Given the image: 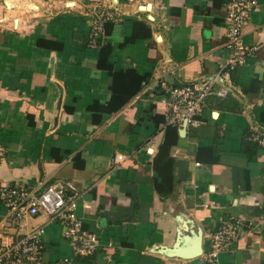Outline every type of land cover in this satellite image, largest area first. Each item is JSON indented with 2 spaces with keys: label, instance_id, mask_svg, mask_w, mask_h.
<instances>
[{
  "label": "crops",
  "instance_id": "crops-1",
  "mask_svg": "<svg viewBox=\"0 0 264 264\" xmlns=\"http://www.w3.org/2000/svg\"><path fill=\"white\" fill-rule=\"evenodd\" d=\"M227 2L0 0V190L33 199L62 182L99 244L80 255L59 219L13 218L0 196L1 240L42 228L50 264H199L232 217L243 225L220 264H264V149L252 138L264 134V0L241 35L259 48L231 71ZM96 18L104 38L88 46ZM211 78L225 96L209 95L195 126L168 124L163 87Z\"/></svg>",
  "mask_w": 264,
  "mask_h": 264
},
{
  "label": "built area",
  "instance_id": "built-area-1",
  "mask_svg": "<svg viewBox=\"0 0 264 264\" xmlns=\"http://www.w3.org/2000/svg\"><path fill=\"white\" fill-rule=\"evenodd\" d=\"M224 15L225 47L229 51L226 60L227 70L231 71L241 66L246 59L259 48L243 43L242 29L247 24L251 12L257 5V0H227ZM91 25L87 45L97 46L104 38L102 21L96 18ZM214 80L205 79L198 83L184 86L163 87V95L158 100L163 106L168 124L178 127L195 126L205 104L206 98L215 94L224 97L226 90L213 89ZM252 138L264 149V134L257 133ZM122 155H117L114 162L121 161ZM67 187L60 181H54L33 199L24 190L3 188L0 196L5 207L12 211L13 218L24 214L35 215L43 212L52 219H59L63 224V237L68 240L73 250L80 255L91 254L98 246V238L94 234L83 231L81 220L75 214V200L66 194ZM243 224L232 217L224 219L219 226L208 234V249L199 256V264H220L219 253L236 239L238 229ZM42 228H33L27 234L15 240L4 241L0 238V264H50L41 258L43 248ZM67 263L66 260L63 261ZM60 264V263H55Z\"/></svg>",
  "mask_w": 264,
  "mask_h": 264
},
{
  "label": "water",
  "instance_id": "water-1",
  "mask_svg": "<svg viewBox=\"0 0 264 264\" xmlns=\"http://www.w3.org/2000/svg\"><path fill=\"white\" fill-rule=\"evenodd\" d=\"M181 129L184 130L185 126H183ZM180 232H181V227L178 228V232H177L176 241H175L174 246L164 250V252L167 253L168 255L178 254L177 253L179 250L178 247H179L180 243L183 241V238L180 235ZM184 239H186V237ZM200 252H201V250H197V251L195 250V251L189 252V253L184 252L183 254L180 252V256H182L183 258H190V257L198 256L200 254Z\"/></svg>",
  "mask_w": 264,
  "mask_h": 264
},
{
  "label": "trees",
  "instance_id": "trees-1",
  "mask_svg": "<svg viewBox=\"0 0 264 264\" xmlns=\"http://www.w3.org/2000/svg\"><path fill=\"white\" fill-rule=\"evenodd\" d=\"M108 25L105 26L106 34H109V32H110V28H109ZM147 32H149V29H148V27L145 24H143L141 22H135L134 23V35H137V36L140 35V36L144 37V36H146L145 33H147ZM166 150H167V144H164L161 147V151H160L161 154H164V155L167 154L165 152Z\"/></svg>",
  "mask_w": 264,
  "mask_h": 264
},
{
  "label": "bare ground",
  "instance_id": "bare-ground-1",
  "mask_svg": "<svg viewBox=\"0 0 264 264\" xmlns=\"http://www.w3.org/2000/svg\"><path fill=\"white\" fill-rule=\"evenodd\" d=\"M144 110V109H143ZM200 204V203H199Z\"/></svg>",
  "mask_w": 264,
  "mask_h": 264
}]
</instances>
